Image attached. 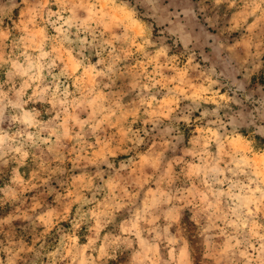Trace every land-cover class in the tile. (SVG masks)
Wrapping results in <instances>:
<instances>
[{
  "label": "rangeland",
  "instance_id": "obj_1",
  "mask_svg": "<svg viewBox=\"0 0 264 264\" xmlns=\"http://www.w3.org/2000/svg\"><path fill=\"white\" fill-rule=\"evenodd\" d=\"M0 264H264V0H0Z\"/></svg>",
  "mask_w": 264,
  "mask_h": 264
}]
</instances>
